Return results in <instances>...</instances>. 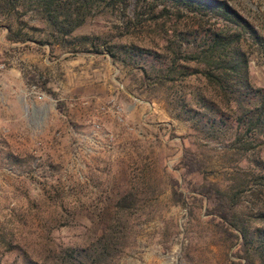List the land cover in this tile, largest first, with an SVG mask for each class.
I'll return each instance as SVG.
<instances>
[{
    "label": "rangeland",
    "instance_id": "374dc122",
    "mask_svg": "<svg viewBox=\"0 0 264 264\" xmlns=\"http://www.w3.org/2000/svg\"><path fill=\"white\" fill-rule=\"evenodd\" d=\"M221 1L262 38L247 49L250 81L264 88V0ZM122 20L96 14L69 38L87 36L95 45L50 49L36 43L52 39L31 12L18 19L0 14V264H55L61 250L85 247L115 222L126 226V238L112 264H230L233 249L208 223L206 205L186 200L203 179L184 177L180 161L184 151L194 152L207 181L224 189L232 176H249L251 165L173 118L160 94L129 92L125 72L103 52L106 43H140L119 38ZM7 25L36 41L9 45ZM36 71L55 97L26 84L23 74ZM248 182L238 196L245 214L264 203ZM173 188L184 205L174 201ZM127 194L135 207L118 216L116 203Z\"/></svg>",
    "mask_w": 264,
    "mask_h": 264
},
{
    "label": "trees",
    "instance_id": "16d2710c",
    "mask_svg": "<svg viewBox=\"0 0 264 264\" xmlns=\"http://www.w3.org/2000/svg\"><path fill=\"white\" fill-rule=\"evenodd\" d=\"M29 12L52 39L36 43L48 44L50 49L64 43L95 45L87 36L69 38L96 14H119L123 19L119 38L139 37L140 43H106L103 52L125 72L129 92L160 94L173 118L190 124L205 139L234 149L239 161L244 158L251 165L249 176H232L231 186L224 189L207 181L204 163L194 152L184 151L180 161L184 177L203 179L192 183L186 200L206 205L208 223L219 240L233 249L230 264H264V226L260 225L264 203L250 214L238 204L241 188L249 180L259 187L253 194H264V88L250 81L252 52L247 49L262 42L254 27L221 0H0V14L7 18L18 19ZM6 30L9 45L36 41L21 27L7 25ZM23 77L28 86L55 97L42 74L36 71ZM190 81L200 85L188 87ZM172 194L176 203L187 202L174 188ZM135 203L133 194L120 198L118 216L121 211L130 213ZM125 238V225L106 224L85 247L61 250L55 264H112L123 251ZM27 264L38 262L29 259Z\"/></svg>",
    "mask_w": 264,
    "mask_h": 264
}]
</instances>
